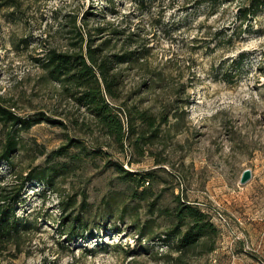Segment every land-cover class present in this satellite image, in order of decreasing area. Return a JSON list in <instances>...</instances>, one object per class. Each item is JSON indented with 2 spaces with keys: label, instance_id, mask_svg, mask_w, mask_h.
Instances as JSON below:
<instances>
[{
  "label": "rangeland",
  "instance_id": "1",
  "mask_svg": "<svg viewBox=\"0 0 264 264\" xmlns=\"http://www.w3.org/2000/svg\"><path fill=\"white\" fill-rule=\"evenodd\" d=\"M111 1L0 0V104L55 122L19 131L14 166L0 161V184L64 167L48 172L50 186L26 185L17 214L29 227L18 243L0 242V264H176L165 243L149 245L138 229L151 220L150 236L164 234L170 218L161 209H173L178 196L219 229L216 249L191 254L186 264H264V7L244 21L240 11L250 0ZM90 43H104L106 55L136 50L168 77V85L155 86L147 71L117 65L123 99L115 105L168 118L145 155L129 143L122 151L40 66L48 50ZM9 130L0 123V156ZM71 141L68 158L49 157ZM112 162L151 174L148 199ZM246 170L252 179L242 185ZM89 209L91 231L62 234L67 214ZM111 209H124V220L102 216Z\"/></svg>",
  "mask_w": 264,
  "mask_h": 264
},
{
  "label": "trees",
  "instance_id": "2",
  "mask_svg": "<svg viewBox=\"0 0 264 264\" xmlns=\"http://www.w3.org/2000/svg\"><path fill=\"white\" fill-rule=\"evenodd\" d=\"M110 3L113 6L116 5L111 0ZM263 7L264 0H250V8L242 9L239 17L244 21L248 19L249 15L255 17ZM111 12H114V10H111ZM93 14L97 15L94 12ZM96 31L103 34L108 30L107 28H98ZM114 31L115 35L119 33L118 30ZM81 38V43H83L84 38ZM103 45L104 43L99 47H93V44L90 43L85 44V47L80 46L76 50L68 52L51 49L46 52L43 59L38 61L47 75L52 80L60 83L63 91L79 107L84 108L93 117L106 137L113 139L122 151L125 150V146L129 143L130 146L135 147L138 153L145 155V147L149 146L151 140L159 135L160 127L168 123V118L162 119L154 116L148 110H134L131 112L127 110L128 108H125L126 104L115 105L114 102L123 99L122 73L117 71V65L130 63L138 69L147 71L150 81L156 82L155 86L168 85V77L145 64V55L136 50L122 54L106 55ZM149 85L150 83L147 86ZM123 115H126V121ZM167 116L168 114L166 113ZM43 121L55 123L53 119L45 117L44 114L22 118L12 112L11 109L0 104V123L10 129L6 136L0 161H5L13 167V157L20 149L19 131H28ZM136 134H140V136L136 141H133L132 137ZM75 143V141H71L68 146L53 151L49 157L68 158L71 155L70 149ZM93 151L94 154H102L100 148L93 149ZM112 163L111 165L122 180L130 183L133 188H137L134 193L140 195L142 199H148L146 194L150 188L147 187V184L150 185L151 183L149 180L151 174L147 173L144 175L139 172L127 171L118 162ZM63 168L62 166L48 170L36 169L30 171L27 176L13 174L19 184L14 186L15 183H8L9 180L0 184L1 243H18L22 234L29 227V224L17 214V209L23 200L22 197L26 185L29 182L42 181L50 186L51 182L48 180L50 178L48 172L63 171ZM142 187L144 189L139 191ZM70 205L69 202L66 204L64 212L70 210ZM161 211L162 216L170 218L169 229L164 234L150 236V227L154 225V221L150 220L151 222L148 221L142 227H139L138 235L139 238L147 237L150 240L149 245L151 242L165 243L170 253L176 255L174 257L176 264H186L185 260L191 254L196 255L198 252L211 253L216 249L219 229L209 214L199 205L178 196L176 206L173 209L164 208ZM88 213H91L90 209L86 212L83 210L82 213L75 211L72 214H67L60 223L62 228L64 227L62 234L73 238L78 236L77 234L79 233L84 235L85 232L91 231L90 224L92 222L88 218ZM107 214L118 215L120 220H124L126 216L124 209L122 212L111 209L103 213L102 216ZM115 230H119V226Z\"/></svg>",
  "mask_w": 264,
  "mask_h": 264
},
{
  "label": "water",
  "instance_id": "3",
  "mask_svg": "<svg viewBox=\"0 0 264 264\" xmlns=\"http://www.w3.org/2000/svg\"><path fill=\"white\" fill-rule=\"evenodd\" d=\"M252 179V171L251 170H246L243 175H242V178H241V184L242 185H245L247 184L248 182H250Z\"/></svg>",
  "mask_w": 264,
  "mask_h": 264
}]
</instances>
